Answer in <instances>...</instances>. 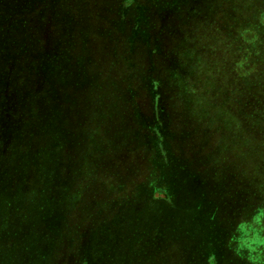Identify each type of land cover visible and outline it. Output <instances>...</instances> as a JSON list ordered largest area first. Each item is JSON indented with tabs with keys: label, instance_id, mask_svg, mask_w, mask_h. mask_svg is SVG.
<instances>
[{
	"label": "trees",
	"instance_id": "1",
	"mask_svg": "<svg viewBox=\"0 0 264 264\" xmlns=\"http://www.w3.org/2000/svg\"><path fill=\"white\" fill-rule=\"evenodd\" d=\"M5 1L9 6L8 32L23 36L25 30V37L33 39L29 46L11 45L12 52L15 57L27 50L31 53L27 69L40 73L42 81L49 84L50 99L49 111L41 114L43 120L38 124L48 141L27 153L15 146L18 153L10 157L8 167L0 170V264L59 261L61 251L72 243L68 216L76 199L74 185L81 173L79 167L73 168L71 159L64 158L65 154L75 150L81 158L89 157L92 161L96 153L125 146L152 149L153 169L160 173V181L150 190L147 180L140 183L129 200L115 212H109L112 215L106 214L109 221L97 225L66 264H250L235 252V238L241 223L264 214V190L259 192L245 180L244 174L221 164H226L218 157L221 144L208 153L198 150L190 154L179 150L178 141L192 135L190 123L195 124V117H199L196 124L206 135V129L213 126V106L220 127H224L221 108L229 105L235 129L228 133L235 143L239 136H244L243 141L238 140L242 153L249 157L253 167L262 169L264 180V0H103V24L110 22L106 13L116 15L112 25L121 23L119 32L130 44L127 68H137L138 77L134 83L129 81L131 76L122 82L108 72L90 70L87 82L94 86L99 105L98 110L95 106L88 114L87 131L82 130V121L77 120L76 126L71 127L69 108L75 105L64 88L69 85L68 69L74 66L81 75L83 63L77 64L78 56L67 51L64 41L52 43L51 26L56 16L53 13L51 21L47 10L61 6L72 11L74 4L90 6L88 20H96L95 9L100 1ZM174 15L181 17L182 38L171 47L161 30ZM73 17L75 20V13ZM67 18L70 16L64 12V19ZM199 29L203 36L215 30L210 48L214 49V56L194 43ZM189 43H194L201 53L197 60L195 54L186 51ZM151 45L153 49H163L162 59L151 65L148 61L144 66L137 58L135 64L132 60L136 53L145 49L149 55L153 52L149 50ZM33 61H37V68ZM89 61L88 58V64L96 68ZM58 65L63 70L62 81L55 86L51 78ZM5 84L4 101L14 97L17 90ZM143 88L162 92L159 101L167 119L166 130L153 115L144 114L134 104L137 90ZM166 92L179 106L198 104V114L187 117L186 129L178 133L174 132L178 121L162 104L164 100L166 104ZM7 106L14 123L24 119L23 106L19 112L16 104ZM115 124L121 125L119 132L113 129ZM23 136L27 140L25 146L29 147L32 139L29 134ZM92 168L99 172L97 166ZM154 192L164 196H154ZM25 209L30 215H25ZM260 252L257 258L262 262L264 248Z\"/></svg>",
	"mask_w": 264,
	"mask_h": 264
},
{
	"label": "rangeland",
	"instance_id": "2",
	"mask_svg": "<svg viewBox=\"0 0 264 264\" xmlns=\"http://www.w3.org/2000/svg\"><path fill=\"white\" fill-rule=\"evenodd\" d=\"M99 1L95 9V11L98 12V19L96 18V20H88L90 17V6L82 7L74 4L72 11H67L65 7L61 6H56V10H54L53 7L47 10V13H51V21L53 20V13H55L56 16L53 23L54 25L51 26V30H53V33H51L52 43L64 41L67 44V51L78 56L76 58L78 60L77 64L80 65L83 63L80 67L81 75L80 71L74 66L68 69L69 73L67 78H69V85L64 88L68 90L70 98L73 100V105H75L73 109H71L72 107L69 108L72 113L71 116H74V119L70 116L71 127L73 128L76 126L74 123L77 120L82 121L81 126L84 127L82 130L86 131L90 126L89 123H86L88 114L95 106L98 110L99 105L96 99V92H93L94 86L92 84L89 85L87 82L91 74L90 70L97 73H99V70L100 73H103V71L108 72L115 79L118 78L122 82L123 80L127 82V78L125 79V77L131 76L129 81L134 83L136 82L135 77H138V73L136 72L137 68H127L129 65L127 62L128 56H126V54L130 53V44L126 41V37H123L119 32L120 28H118V26L121 23L119 24L117 21L115 26H113L112 24H114L116 15H112L113 12H108L106 15H110L108 19L111 23L105 22L103 24V0ZM8 11L9 6L7 1L1 0L0 96H2V99H0V170L8 167L11 160L10 157L14 153H18L15 146H19L20 151L27 153V151L40 148L39 146H42L48 141L47 136H45L41 130L42 127L39 126L38 128V124L43 120L41 119V114H45L49 111V102L47 101V99H50L49 84L46 81H42L43 77L40 73L34 70H31V73V71L27 69L29 66L28 61L31 58V53H28V50L20 53L18 57L14 56L11 45L14 46L17 44V46L20 47L29 46L33 39H31L30 36L28 38L25 37L28 36L25 30L23 36H19L13 31L10 33L8 32L6 28V16L8 15ZM64 12H67L70 18L64 19ZM73 13L76 14L75 20ZM112 17L114 18L113 21L111 20ZM89 23L92 24V27L89 26ZM72 24L74 30L70 31ZM137 29L138 27H135V32ZM181 30V17L174 15L171 16L164 30H161V35L164 36V39H166L168 43H171L172 47L175 45L176 41L179 43L177 39L182 38ZM197 33V36H195L197 38L194 42L197 48L202 50L206 48L205 53L211 52V56H214V49L212 50L210 48L215 40L213 39L216 35L215 30L208 32L206 36L200 35L203 33L200 29L197 30ZM136 43L140 48H143L141 42L136 41ZM194 43H189V48L186 51L189 52V55L195 54L194 58L197 60L199 56H201V53L197 52ZM207 46L209 47L207 48ZM150 49H153V45H151L149 50ZM149 53L148 55L146 50L143 49L142 52L136 53L137 57L135 56L132 61L137 64L138 58L139 62L146 66L149 64L148 61L151 65L152 63L154 64L155 61L161 60L163 57V49L161 47L159 50L158 47H156L153 49L152 53ZM9 54L12 55L11 58L8 57ZM87 56H89V62L95 63L96 68L88 64V58H84ZM130 57L131 56H129V58ZM33 63H35L33 67L37 68V61H33ZM55 71L56 74L51 79L54 81L55 86H60L63 71L61 65H58ZM5 83L17 89L14 90V97L11 96L6 101L3 100L7 93V89H4ZM75 87H78V89H75ZM33 88L34 90L27 94V91H31ZM137 92V97L134 99L136 107L144 114L153 115L154 118L158 120L160 126L166 130L167 119L162 113L164 108L162 109L159 101V97L163 96V94H160L162 92L159 91L160 93H157L158 91L156 92V90L153 89L149 92L146 89L144 90V88L137 90ZM164 95L166 96V104L165 100L162 104L168 106V111L171 112L172 116L178 121V126H175V131L172 128L170 130L177 133L185 130L187 126L186 118L198 114V104L195 102L191 106H179L175 103V99L170 98L168 92ZM12 103L16 104L18 112L21 106L24 107L22 111L24 119L16 123L11 120L7 110V105H11ZM80 106L81 110L79 112L78 108ZM185 112L186 114L184 115ZM217 113L218 112H216L213 106L211 116L214 120L213 126L210 125L212 129H206V131H209L206 135L202 134L203 132L196 124L199 117H195V124L188 122L191 125V130L189 131L193 133L190 137L178 141L179 150H183V152L185 151L187 153L189 152L190 154L198 150L200 152L203 151L202 153H208L211 152V150L214 151L216 149L215 147L221 144L219 148L220 155H218V157L220 162L222 160L226 161V164H223V162L221 164L224 166L229 165L227 167L232 170L234 169V171L238 170L237 173L240 175L244 174L245 180H248L249 184L253 185L256 189H259V192H262L264 190V180L261 179L262 169H256L249 163V157L242 153L241 143L238 141L241 139L243 141L244 136H239L237 143H235L232 141L233 136L228 133L230 130L235 129L231 122V120L233 123L235 121L232 116V107L225 105L221 108L224 127H220V119ZM113 120L115 121L117 119L114 118ZM105 125L106 120H103V140L105 137ZM120 126L118 127V124H115L113 129L119 132ZM200 127L205 129L203 125H200ZM217 127L219 128L217 129ZM221 132L224 133L223 137L220 136ZM23 133L29 134V138L32 139V143L29 147L25 146L27 140H25ZM83 133L86 134L84 131ZM87 138L88 137H86L84 141L85 143L89 142ZM44 140L46 142H43ZM75 152V150H70V152L66 153L64 156V158L66 157L74 162V169H76V167L77 169L78 167L81 169L79 175L80 179H78L73 189L76 199L72 201L68 216V222L72 232V243L70 247L61 251L59 261L53 264H66L67 260L72 261L77 252L76 247L87 239L90 232L94 230L97 225L101 224V222L105 223L109 221V215L106 214H110L112 211L115 212L116 209L120 208L121 205L129 200L140 183L147 180L148 190H150L160 181V173H157V171L153 169L155 155L152 149L149 151V149L145 148L142 150L134 149L130 146L119 147L118 149L103 151V153H96L92 161H89V157H82V159L80 155L78 153L75 154ZM220 162L216 163V165H219ZM93 166H97L99 172L93 170ZM153 195L157 197L164 196L157 192H154ZM25 215H30L28 209H25ZM235 241L234 250L237 254L245 257L250 264H264V260L259 262L257 258V255L261 253L260 250L264 248V214L259 213L248 222L241 223L238 227Z\"/></svg>",
	"mask_w": 264,
	"mask_h": 264
}]
</instances>
